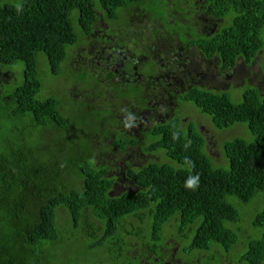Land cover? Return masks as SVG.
<instances>
[{
  "label": "trees",
  "instance_id": "1",
  "mask_svg": "<svg viewBox=\"0 0 264 264\" xmlns=\"http://www.w3.org/2000/svg\"><path fill=\"white\" fill-rule=\"evenodd\" d=\"M143 1L0 0V93L5 92L0 111L13 119L14 134L39 138L47 132L51 144L61 145L38 163L16 135L21 148L1 159L0 221L12 233L1 231L0 264L38 258L35 250L46 241L100 255L112 245L125 264L161 260L162 251L172 253L167 241L150 242L163 238L167 226L176 228L181 243L196 226L190 249L201 251L203 264L223 263L238 244L235 199L263 201L264 95L258 85L245 83L239 103L229 91L206 86L185 93L187 104L209 118V136L206 125L180 124V118L154 122V107L145 102L154 88L122 87L120 73L106 69L104 59L125 44L133 15L128 7ZM203 2L219 29L209 38L193 33L186 38L179 27L171 35L194 43L203 57L216 56L223 71L238 61L255 63L264 54V0ZM163 11L150 7L149 19L167 20ZM259 68L264 80V55ZM107 93L137 98L130 104L147 106L148 124L132 129L116 115L113 101L117 106L120 101L103 100ZM74 119L83 121L81 131L71 130ZM238 124H246L253 140L235 138L222 150L214 141L212 155L207 139L214 140L213 127L222 131ZM225 160L228 168L217 165ZM66 170L71 175L59 180ZM195 180L194 187L185 186ZM116 183L126 186L114 192ZM253 225L264 227V203ZM245 247L242 264H264V230Z\"/></svg>",
  "mask_w": 264,
  "mask_h": 264
},
{
  "label": "flooded vegetation",
  "instance_id": "2",
  "mask_svg": "<svg viewBox=\"0 0 264 264\" xmlns=\"http://www.w3.org/2000/svg\"><path fill=\"white\" fill-rule=\"evenodd\" d=\"M151 1L153 3L158 2V0ZM203 1L162 0L160 7L164 11L160 15L168 17V19L162 20L153 17V22L149 19L150 5H145L144 1L130 5L128 8L133 15L128 18L130 25L127 37L122 40L125 44L114 48L113 52L104 59L107 70L115 74L120 73L117 81L121 82L122 87L143 86L144 92L149 88H154L150 93L154 94L153 97L145 98L146 104H151L154 107V122L169 123L173 119L180 118V124L189 123L191 115L186 113L185 93L199 86L217 89L214 82L221 81L219 77H229L235 69L233 66L226 71L221 70L220 60L216 56L203 57L199 54L194 43H187L186 45L184 41L180 40L177 33L171 35L173 29L177 30L179 27L178 33H185L186 38H190L192 33L209 38L219 29L217 17L210 14L207 8L208 3ZM157 12L159 11L156 10ZM173 12L177 14L173 15ZM151 24H154V27L150 28L151 31H145L144 26ZM189 30L193 32L190 33ZM194 84L197 86H193ZM231 85L234 86V84ZM106 97L103 100L117 99L120 101V106L115 105L113 101L116 115L121 120H125L132 129L136 127L137 130L142 122L148 124L149 110L147 106L143 103L136 106L130 104L137 98L128 96L117 98L110 93H107ZM130 105L131 108H129ZM177 108L181 112H179L180 115L174 117ZM185 119L190 120L184 122ZM194 123L201 129L203 128L202 124ZM142 127L144 126L142 125ZM121 178H125L123 173ZM123 186L126 185L116 183L112 191H120L124 189ZM119 187L122 188L119 189ZM175 253L162 251L161 260L160 258L152 261L144 260L143 264H184L182 262L177 263Z\"/></svg>",
  "mask_w": 264,
  "mask_h": 264
},
{
  "label": "rangeland",
  "instance_id": "3",
  "mask_svg": "<svg viewBox=\"0 0 264 264\" xmlns=\"http://www.w3.org/2000/svg\"><path fill=\"white\" fill-rule=\"evenodd\" d=\"M161 3L162 0H158L157 5L155 6V4L151 1L149 5L151 8L157 11H161ZM144 4L148 5V2L145 0ZM151 27H154V24L145 25L144 30L150 32ZM189 32L192 33L193 31L189 30ZM263 55L264 54L261 53L257 57L255 63L249 66H246L241 61H238V63H236L234 71H232L229 77H219L221 81L217 80L214 82V84H216L217 89H219L220 91H229L231 99L235 103H239L241 101L243 91L246 89V87H248V85H245V83L258 85L261 89L262 94L264 95V80L261 78L259 73V66L260 63L263 61ZM159 68H162V66H159ZM231 84H234L235 86L232 85V87H230ZM193 86L197 85L194 84ZM4 93L5 92H3L2 90L0 93V101ZM129 108H131V105L129 106ZM179 112H181V110L177 108L174 117L180 115ZM186 113L191 115V121L189 122V124L192 125L194 122H198L202 124L203 127H205L206 125V129L208 130L209 136L210 134H212L210 127H208L209 118L200 114L199 110L194 105H192L191 103L187 104ZM188 120L190 119H185L184 122H187ZM73 121L74 122L71 125V130L81 131L84 126L83 121L79 119H74ZM84 121L86 123V120ZM13 123L14 122L12 118H5V113H1L0 111V161L4 156L9 154L8 151L12 149L18 150L19 148H21V146L17 142L16 135L19 136V138H23L22 143H26V146L33 151V154H35L37 157L38 163H41L46 158V156H51L58 153V148L61 145H53L50 143V133L42 132L40 133L39 138H36L35 136L30 137L31 135L27 134L26 132H23L22 135L14 134L11 131ZM14 129H16V127ZM213 129L215 131L213 133L214 140H212V138L207 139V149L209 150V152L213 150L212 155H217V153H215V142L220 144L222 150L223 143L229 140H233L235 138L244 139L246 141L253 140V135L247 129L246 124H238L232 128L222 131L215 129L214 127ZM219 156L220 154H218V157L216 159H220ZM217 165L222 168H228V163H226V160L225 162L218 161ZM32 166L37 169H42V167L39 165L32 164ZM80 166H82L81 163ZM58 174L59 180H65L69 175H71L70 171L68 170L59 172ZM260 195L263 196V201L261 199H257L249 204H240L235 199V207L238 211L240 218V220L236 224L238 244L233 249V251L235 252L232 254V256L230 255V258H226L224 260L222 258L223 263L218 264H242V254L246 251L247 247H245V244L256 236H259L264 230V227H256L253 225L256 213L263 208L264 192H262ZM169 225H173V223ZM6 226L7 225L4 224L3 221H0V234L1 231L2 233H12V230H10L11 228L8 229ZM195 227L196 226L193 227L192 233L189 235V239H187L183 243L179 241V236L176 232V228L175 230H173L170 229V226H167L164 229L165 235L163 236V238H161L157 242L151 241L150 243L164 245V241H167V248L171 250L172 253H177H175V257L180 262L185 264H203L202 258L204 256H199L201 254V251L190 249V241L192 236L194 235ZM49 242L50 241L43 242L41 246L35 250V253H39L38 258L29 256L27 259H25L24 264H125L124 259H116V249L112 248V245L111 251L108 253L109 255H105L104 253L100 255L99 252L91 253L86 251L81 246L66 244L63 241L58 243ZM176 244H178V248H176ZM17 253L18 252L15 249L11 250V254ZM215 256L217 255L213 253V257ZM194 257H196V259H194Z\"/></svg>",
  "mask_w": 264,
  "mask_h": 264
},
{
  "label": "clouds",
  "instance_id": "4",
  "mask_svg": "<svg viewBox=\"0 0 264 264\" xmlns=\"http://www.w3.org/2000/svg\"><path fill=\"white\" fill-rule=\"evenodd\" d=\"M21 7H22V5H21L20 3H17V4H16V8H17L18 11L21 9ZM196 182H197V181L195 180V183H194L193 185L190 186L189 183H188V181H187L186 184H185V186L188 187V188H192V187L195 186Z\"/></svg>",
  "mask_w": 264,
  "mask_h": 264
},
{
  "label": "crops",
  "instance_id": "5",
  "mask_svg": "<svg viewBox=\"0 0 264 264\" xmlns=\"http://www.w3.org/2000/svg\"><path fill=\"white\" fill-rule=\"evenodd\" d=\"M204 87V86H203ZM230 87H232V85H230ZM208 89H211L212 90V88H208ZM214 91H216V92H221L219 89H213Z\"/></svg>",
  "mask_w": 264,
  "mask_h": 264
}]
</instances>
